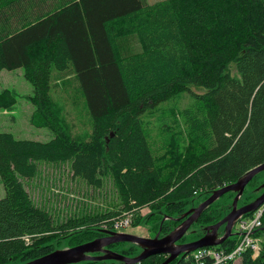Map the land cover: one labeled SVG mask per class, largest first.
<instances>
[{
	"label": "trees",
	"instance_id": "obj_1",
	"mask_svg": "<svg viewBox=\"0 0 264 264\" xmlns=\"http://www.w3.org/2000/svg\"><path fill=\"white\" fill-rule=\"evenodd\" d=\"M16 68L33 86L32 124L54 137L0 131V264L53 252L50 240L62 232L82 233L72 244L110 236L115 218L147 205L165 203L183 216L166 235L196 207H184L195 192L204 201L264 163V0H0V71ZM72 101L86 110L81 133L66 117ZM15 103L0 90V108ZM163 152L174 160L162 161ZM43 166L68 168L92 189L109 182L116 209L58 224L26 186ZM232 209L210 205L196 239L179 242L199 240ZM256 234L262 254L253 259L248 250L236 264H264V215ZM231 236L222 244L228 250L238 243ZM189 254L170 264H188Z\"/></svg>",
	"mask_w": 264,
	"mask_h": 264
},
{
	"label": "rangeland",
	"instance_id": "obj_2",
	"mask_svg": "<svg viewBox=\"0 0 264 264\" xmlns=\"http://www.w3.org/2000/svg\"><path fill=\"white\" fill-rule=\"evenodd\" d=\"M230 68L235 74L236 70L234 65ZM193 88L197 91H203L201 88ZM3 89H9L15 95L16 103L10 108H0L1 132H11L20 139H32L43 142L49 141L54 137L53 132L49 128L37 127L31 122V115L36 109L32 102L34 90L30 81L25 77L23 68L12 70L3 69L0 71V90ZM78 105L74 104L73 101L71 104L67 103L65 113L75 131L81 133L87 128V118L85 115L86 110L83 109L82 106L78 107ZM173 114V111L169 110L168 115L173 116ZM158 143H160V145H167L166 142L162 141H159ZM184 145L193 147L187 143ZM182 150H185L184 146L182 147ZM172 156L173 155L170 152H163L161 154L162 161L164 162L174 160ZM263 184L264 170L259 172L247 184L244 193L238 200V207H241L252 200L254 201L259 197L264 192ZM26 186L36 202L44 204L52 210L58 224L66 223L68 220L78 218V215H84L86 213H106L107 211L116 209L118 203L117 194L109 182L102 189H92L90 186L85 185V183L73 180L68 168L62 169L59 167L43 166L40 169L39 175L34 180L31 182L26 181ZM233 192L234 191H229L223 194L212 204L216 207L225 206V204H232L235 198ZM202 193L203 192H199L198 194H195V196L192 197L184 207L194 205L199 206L206 195V193ZM5 195V187L0 177V199ZM225 212L226 211L222 213L224 214ZM178 214V211H175L172 208H167V204L165 203L147 205L139 208L137 211L133 210L127 215L132 219V225L121 229V232L131 233L144 238H153L158 231L159 236L161 237L167 231V227L174 226L172 224L178 220L181 221L180 215ZM246 217H249V215H246ZM199 225L200 224L197 221L194 222L186 233V237H192L195 235L194 239H196L195 237L197 236V233L192 232L198 230L200 228ZM224 231L225 225L219 228L218 236H222ZM63 233L65 232L59 233V238L53 237L50 240V242H53L56 249H65L80 245L72 244L71 242H74V237L80 236L82 233H77L75 236L62 237ZM200 233H202V230ZM233 233L234 234L231 237L237 238L236 227H233ZM98 237H94L93 239ZM106 249L118 253H120L122 249H128L130 253L126 254L130 257L137 256L143 251V248L140 245L127 241L119 242L116 246H109L106 247ZM101 254H103V252H96L93 255ZM21 260L22 256H19L3 264H24L28 262H21ZM110 263L118 264L116 260H113V262ZM77 264L85 263L82 261Z\"/></svg>",
	"mask_w": 264,
	"mask_h": 264
},
{
	"label": "water",
	"instance_id": "obj_3",
	"mask_svg": "<svg viewBox=\"0 0 264 264\" xmlns=\"http://www.w3.org/2000/svg\"><path fill=\"white\" fill-rule=\"evenodd\" d=\"M263 170L264 163L246 173L236 182L225 185L213 191V193L207 199L201 202L199 206L187 211L184 215L186 218L176 228L164 236L160 237L159 233H157L153 238H144L126 232L106 231L110 234V236L98 237L94 240L74 247L56 249L49 254L30 260L24 264H74L88 260H117L122 261L125 264H134L156 254L169 255L161 264H170L181 254H185L205 246L219 245L233 234L234 224L241 215L254 212L264 203L263 192L254 201L238 207V200L244 193L247 184ZM229 191H234L237 193L233 201V209L218 223L208 226L206 228V234L199 240L189 243H178L189 231L191 225L200 218L204 210L214 203L219 197ZM222 225H225L224 234L222 236H218V230ZM122 241L132 242L140 245L143 248V251L137 256L129 257L124 254L106 249L108 245ZM96 252H103V254H92Z\"/></svg>",
	"mask_w": 264,
	"mask_h": 264
},
{
	"label": "built area",
	"instance_id": "obj_4",
	"mask_svg": "<svg viewBox=\"0 0 264 264\" xmlns=\"http://www.w3.org/2000/svg\"><path fill=\"white\" fill-rule=\"evenodd\" d=\"M197 194V192H195ZM131 212H126L123 215L113 220V229L115 231H121L123 228L130 227L132 225V219L127 216ZM264 215V203L249 217L241 215L234 227L237 228V245L228 250L219 245H211L198 248L189 255L186 256L188 264H236L240 262L243 254L251 250L252 258L256 259L262 254L263 239L256 234L257 230L262 226V218ZM28 240L30 236H25Z\"/></svg>",
	"mask_w": 264,
	"mask_h": 264
},
{
	"label": "flooded vegetation",
	"instance_id": "obj_5",
	"mask_svg": "<svg viewBox=\"0 0 264 264\" xmlns=\"http://www.w3.org/2000/svg\"><path fill=\"white\" fill-rule=\"evenodd\" d=\"M184 219H185V217H184ZM222 226H223V225H222ZM222 226H221V227H222ZM206 232H207V231H206ZM161 233H162V232H161ZM164 234H165V233H164ZM219 235H220V234H219ZM162 236H164V235H162ZM178 243H180V242H178ZM110 245H111V244H110ZM110 245H109V246H110ZM109 246H107V247H109ZM99 253H101V252H99ZM92 254H94V253H92Z\"/></svg>",
	"mask_w": 264,
	"mask_h": 264
},
{
	"label": "crops",
	"instance_id": "obj_6",
	"mask_svg": "<svg viewBox=\"0 0 264 264\" xmlns=\"http://www.w3.org/2000/svg\"><path fill=\"white\" fill-rule=\"evenodd\" d=\"M150 2H155V1H158V0H149Z\"/></svg>",
	"mask_w": 264,
	"mask_h": 264
}]
</instances>
